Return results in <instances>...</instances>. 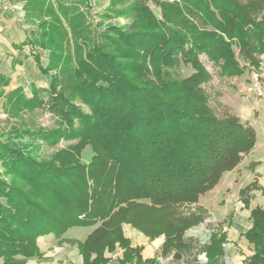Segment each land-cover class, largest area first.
<instances>
[{
    "label": "trees",
    "instance_id": "1",
    "mask_svg": "<svg viewBox=\"0 0 264 264\" xmlns=\"http://www.w3.org/2000/svg\"><path fill=\"white\" fill-rule=\"evenodd\" d=\"M25 1L26 22L38 33L22 45L48 51L41 72L49 82L26 97L21 87L5 93L9 78L0 74V98L11 113L45 108L57 118L55 129L36 131L38 139L77 142L40 160L25 146L0 141V161L13 176L0 180V263L39 257L40 237L92 227L76 242L83 264H109L105 252L117 247L119 264H152L124 237L122 225L129 224L146 237L163 235L161 253L175 263L224 264L222 229L204 244L184 232L204 221L201 202L251 152L255 131L217 114L211 76L197 57L206 55L224 78L244 72L240 60L258 67L264 0H134L128 25L98 31L81 10L84 0ZM149 3L162 6L169 26ZM181 63L191 69L186 77L178 73ZM86 147L92 156L84 163ZM249 220L244 236L253 254L244 264H264V209L251 210Z\"/></svg>",
    "mask_w": 264,
    "mask_h": 264
},
{
    "label": "crops",
    "instance_id": "2",
    "mask_svg": "<svg viewBox=\"0 0 264 264\" xmlns=\"http://www.w3.org/2000/svg\"><path fill=\"white\" fill-rule=\"evenodd\" d=\"M25 4V0H0V74L9 78V85L4 89L6 93L17 87H22L26 97H30L33 87L40 89L46 88L48 85L49 76L41 72V69L47 64L48 54L30 45H22L27 36L35 31V27L26 22ZM261 60L263 61V59ZM262 61L256 68L264 79ZM246 79L247 76L244 72L232 79L225 78L227 84L224 90L225 94L218 97V102L226 106L225 111L222 112L234 115L243 124L254 129L255 145L236 168L224 174L219 185L209 193H214L216 204L209 203L210 208L203 206L207 214L221 224L222 231L226 235L224 256L234 258L237 256L243 261L253 254V246L244 236L251 227L250 211L255 208L264 209V124L259 123L257 126L255 122H250L253 114L255 119L258 118L252 107H237L238 102L245 104V101H254L253 98L247 97L243 93ZM208 90H212L211 86ZM254 102L258 103V101ZM246 188H248L246 192L241 194V191ZM123 226L124 237L131 242V247L141 249L142 261L152 259L154 254H158L161 242L156 243L155 246L149 245L147 237L136 232L130 225L124 224ZM92 230L91 227L88 234ZM52 238L55 237L47 235L39 239L44 243ZM61 238L63 242H74L75 240H85L86 237L82 240L74 236L69 237L67 231ZM38 240L40 256L26 260L19 257L18 259L22 261L18 264H59V255L55 256L45 247H41ZM57 241L60 240L57 239ZM120 253L122 252L119 250Z\"/></svg>",
    "mask_w": 264,
    "mask_h": 264
},
{
    "label": "rangeland",
    "instance_id": "3",
    "mask_svg": "<svg viewBox=\"0 0 264 264\" xmlns=\"http://www.w3.org/2000/svg\"><path fill=\"white\" fill-rule=\"evenodd\" d=\"M51 1H55V0H51ZM133 1L134 0H91V3L89 5L87 3V0H84V4L81 6L82 8L81 10L84 11V14L87 17L88 23L93 28H95L96 31L103 30L108 25L125 27L126 25L130 23V17L126 15L127 14L126 11ZM160 1L162 2L166 1L170 4H173V0H160ZM148 6L150 10L154 13V15L157 17V20L159 22L165 23V18H163L161 14V12H163L162 6L153 5L152 3H149ZM183 13L187 20H189L193 24L199 25V27H203L200 24V19L198 17L191 16L189 13H185V12ZM31 25L35 27V31H32L31 33L37 34L38 32H37L36 25L34 23ZM165 25L169 26V24L167 23H165ZM176 30H178V28ZM234 51H236L237 53L236 48H234ZM45 52H47L48 54V51H45ZM199 56L197 57L198 60H199ZM261 59H263V61ZM240 61H241L240 64H244V63L250 64L249 62H246L244 60H240ZM256 61H258V64L256 65L258 67H259L260 61H262L263 69H264L263 55H257ZM200 64L201 66H203L201 62ZM190 72H191L190 68L184 66L182 63L180 64L178 73L181 77H186L188 74H190ZM244 72H245V69H244ZM212 82L213 81L211 79L208 82L207 86H209L210 83H211V86H213L211 87L212 88L211 91L215 95L213 107L217 110V114L219 116H222L223 115L222 111L223 110L225 111L226 106L218 102V97H221L222 95H224L225 91L217 90V88H215L216 86H214ZM224 86L227 87V84H225ZM5 88H3V90ZM254 101L252 102L245 101V104L238 102L237 107H247V108L252 107L256 111L258 118L255 119V115L253 114L250 122L251 123L255 122L257 126H259L258 125L259 123L264 124V101H258V103H255ZM75 105L83 113H86V114L90 113L88 107L85 104L81 102H75ZM56 121H57V118L53 116L51 113H49L48 111H46L45 108L34 109V110H17L11 113L10 107L6 103L5 99L0 98V141L9 140L17 145L25 146L27 147L25 151L37 159H40V160L48 159L49 157L53 156L55 153L62 151L64 149H67L69 147L71 148L73 145L76 144L77 142L76 139H72V140L61 139L56 144H49L35 137V133L38 130L46 131L49 129H55L57 127ZM75 125H77L76 121H75ZM14 128L18 129L22 133V135H20L19 137H15L13 134H11L12 133L11 130ZM25 131H28V135L24 134ZM91 156H92V152L90 148L86 147L82 153V157H81L82 162L84 163L88 162ZM12 178H13L12 174L7 170L4 164L0 161V180L6 183H10ZM214 196H215L214 193L209 194V197L208 195L205 196V198L201 202L202 207L205 206V207L210 208L209 203H213L215 205L216 203L214 201L216 200V198ZM187 210H188L187 208L184 209L185 212H187ZM123 225H122V231L124 227ZM126 225H129V224H126ZM132 229L140 233L137 229L133 227ZM221 229H222L221 224L219 222H216L211 217V215L206 214L204 221L187 229L184 232V236L188 239L189 238L195 239L200 244H204L206 243V241L209 239L210 235L213 232L217 230H221ZM90 230H91V227L72 228L68 230V236L69 237L74 236L75 238L82 240L83 238L87 236ZM147 238H148L149 245L155 246L156 243L161 242V245L158 249V254L156 255L154 254V257L152 258L154 259L152 264H178L174 262L171 254L163 255L161 253V248H162V245L165 239L163 235L157 238L155 237H152V238L147 237ZM57 239L58 238H52L50 241L44 242V243L41 242V239H39L38 244L41 247H45L48 251L54 253L55 256L59 255V264H83L81 260V255L79 254V251H77L78 247L76 245V242H82L84 239L82 241L75 240L74 242H67V241L63 242L62 238H60L59 239L60 241L58 242ZM119 250L122 252V249L118 247L116 248L114 252H105V256L111 259L109 264H119L118 261L121 259L119 257H122V253L119 254ZM198 259L200 262L205 263L206 262L205 254H202V253L199 254ZM223 260H224V264H244L245 262L243 261L242 258H238L237 256H235L234 258V257H230L227 255L224 256Z\"/></svg>",
    "mask_w": 264,
    "mask_h": 264
},
{
    "label": "built area",
    "instance_id": "4",
    "mask_svg": "<svg viewBox=\"0 0 264 264\" xmlns=\"http://www.w3.org/2000/svg\"><path fill=\"white\" fill-rule=\"evenodd\" d=\"M87 3L90 5L91 0H87ZM199 61L210 74L213 81L212 84L216 86L215 88H217V90L219 91L225 90L226 87L224 85L226 84V81L224 80V77L220 76L218 67L213 62H211L204 54L199 56ZM241 65L245 69L244 74L247 76L243 87V93L245 94V96L251 97L255 101H264V79L261 72H259V70L253 65L245 63ZM209 86H211V83Z\"/></svg>",
    "mask_w": 264,
    "mask_h": 264
}]
</instances>
